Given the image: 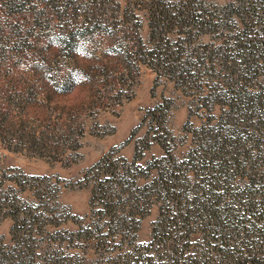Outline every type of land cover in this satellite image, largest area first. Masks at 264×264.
I'll list each match as a JSON object with an SVG mask.
<instances>
[{"label":"rangeland","instance_id":"rangeland-1","mask_svg":"<svg viewBox=\"0 0 264 264\" xmlns=\"http://www.w3.org/2000/svg\"><path fill=\"white\" fill-rule=\"evenodd\" d=\"M153 1L0 0V264L264 258V0Z\"/></svg>","mask_w":264,"mask_h":264},{"label":"trees","instance_id":"trees-1","mask_svg":"<svg viewBox=\"0 0 264 264\" xmlns=\"http://www.w3.org/2000/svg\"><path fill=\"white\" fill-rule=\"evenodd\" d=\"M164 3V0H158V1H156V0H154L153 2H151V4H150V8L151 9H153L154 7H159L160 5H162ZM263 3H264V1H263ZM263 9H264V4H263ZM148 63H150V62H148ZM150 65H152V66H154L155 67V64L154 63H150ZM200 129V128H199ZM235 131V130H234ZM219 133L217 132V135H218ZM209 140V139H208ZM204 145V147H205V149H211L212 150V148H211V146L212 147H216L214 150L215 151H217V153L218 154H216L215 156L216 157H218V155L219 156H224V154L225 153H229V154H231L230 153V151H231V147H241V145L242 144H240L239 143V138H237V135L235 134V132H233V131H229V133H228V135H226V134H223L222 136H219L217 139H215L213 142H211L210 144H208V142L206 143H204L203 144ZM207 145H209V146H207ZM238 148L237 149H235V150H233V152L232 153H236V150H238ZM192 153V152H191ZM220 165H217V168H216V170L215 171H217V173L216 174H218V173H220V174H222L223 172H226V170H227V168H229L230 166L229 165H239L236 161H232V158L229 160V158L225 161L224 159H221L220 160ZM218 163V164H219ZM214 167H216V166H214ZM216 174H214V175H212L211 176V178H214V177H216ZM219 174V175H220ZM160 175V174H159ZM222 176V175H221ZM161 176H159L158 177V179L160 178ZM158 179H156V180H158ZM158 182V181H157ZM157 182L155 181V182H152L151 184H149V185H145L143 188H142V190H148V189H150L152 186H156V184H157ZM133 186H134V184H133ZM165 186V189H164V191H165V193H166V195H172L173 194V192L175 191V189H176V187H167L166 185H164ZM142 190H140V191H142ZM113 192H109V194H110V196L109 197H107V199L105 200H103L102 202H101V204H103L104 205V207H105V209H107L109 212H111V211H113V212H117L118 210H120V205H118V204H116V203H112V200L113 199H115V198H118L117 196H114V195H111ZM253 209H255L254 207H253V205H252V203L251 202H249L248 203V206H247V210L248 211H252ZM146 211H144V212H140L139 214L141 215L140 217H141V219L146 215ZM130 214V213H129ZM132 214V213H131ZM137 215V214H136ZM136 215H133L132 214V216H133V218L136 216ZM113 219H115L114 217H112ZM134 220V219H133ZM132 219H131V224H134L135 226H136V228H135V230L137 231V228H138V225H139V222L138 221H133ZM166 221H168V219H165ZM113 225L114 226H116V225H119V227L120 228H123L124 229V225H123V223H116V222H113ZM158 225V224H157ZM120 228H117V229H119L120 230ZM127 228V227H126ZM154 231H156V230H154ZM246 261H250V262H256L257 264H264V258H260V259H258V258H255V257H253V258H250V259H246Z\"/></svg>","mask_w":264,"mask_h":264}]
</instances>
